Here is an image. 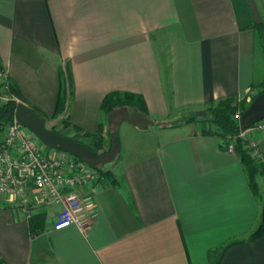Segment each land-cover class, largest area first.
Instances as JSON below:
<instances>
[{"label":"crops","instance_id":"1","mask_svg":"<svg viewBox=\"0 0 264 264\" xmlns=\"http://www.w3.org/2000/svg\"><path fill=\"white\" fill-rule=\"evenodd\" d=\"M255 3L264 20V0ZM253 24L247 0H0V67L48 126L106 150L112 123L101 103L114 90L140 94L152 120L120 123L109 174L80 188L96 209L83 231L53 227L61 205L35 204L45 224L30 236L22 210L0 195V264H210V250L246 238L264 202V130L240 135L257 167L254 195L226 135L184 120L261 88ZM66 65L71 89L51 118ZM218 264H264V234L230 245Z\"/></svg>","mask_w":264,"mask_h":264},{"label":"built area","instance_id":"2","mask_svg":"<svg viewBox=\"0 0 264 264\" xmlns=\"http://www.w3.org/2000/svg\"><path fill=\"white\" fill-rule=\"evenodd\" d=\"M19 100L9 92L8 76L0 67V101ZM234 118L239 120L237 111ZM253 126L264 130V118ZM239 133V136L242 134ZM226 150L235 151L234 137L226 135ZM42 149L38 137L14 118L0 130V195L5 204L20 209L28 218L35 204H58L54 213L56 229L73 224L79 230L89 227L96 215L94 195L80 188L103 179L102 173L64 150Z\"/></svg>","mask_w":264,"mask_h":264},{"label":"trees","instance_id":"3","mask_svg":"<svg viewBox=\"0 0 264 264\" xmlns=\"http://www.w3.org/2000/svg\"><path fill=\"white\" fill-rule=\"evenodd\" d=\"M254 34H255V46L256 50L261 55L264 61V20L259 23L253 24ZM72 81L69 72V68L66 65V77L62 74L60 79V85L58 90V95L56 98L54 110L51 114V118L57 117L64 109L67 91L71 89ZM9 92L15 96L18 100L24 101V97L20 92L17 85L8 79ZM264 91V82L261 88L254 93L253 96L259 92ZM245 99H237L233 96L220 97L214 101L209 102L204 108L198 110L194 115L185 119L184 121L202 120L209 121L214 126H216L222 135H229L234 137L235 150L239 155L240 162L243 165L248 184L254 195H258L259 185L256 180L257 167L256 163L245 146V141L239 136L241 132L239 121L234 118V114L238 111L241 113L249 101ZM16 101L13 99L0 102V130L2 127L10 122L13 118V111L16 105ZM102 111L105 117L112 123V127L109 132L112 134L114 140L119 144L118 129L119 125L123 120H128L138 127H148L152 120L147 116L146 104L143 97L134 92L130 91H119L114 90L107 93L101 103ZM126 108H131L135 110L136 113H128ZM53 129H55L52 126ZM100 130V128H99ZM58 131V130H57ZM59 132V131H58ZM87 137L99 138V134H86ZM108 144L110 146L111 137L108 138ZM87 144V143H85ZM109 148V147H108ZM108 148L106 150H108ZM106 150L97 151L98 153H103ZM102 175H108L109 170L98 169ZM45 224V214L35 213L28 218L29 234L30 236H35L41 231H43ZM264 234V202L261 205L260 215L258 224L256 227L243 239H233L224 242L219 247L212 249L208 252L210 258V264H218L221 260L226 249L234 244L244 240H253Z\"/></svg>","mask_w":264,"mask_h":264},{"label":"water","instance_id":"4","mask_svg":"<svg viewBox=\"0 0 264 264\" xmlns=\"http://www.w3.org/2000/svg\"><path fill=\"white\" fill-rule=\"evenodd\" d=\"M254 23L262 18L255 0H247ZM13 118L30 129L47 147L64 150L80 158L89 167L100 169L112 162L118 152V143L112 134L111 144L107 151L98 153L84 142L64 135L47 125L46 118L23 101H18L13 111ZM264 118V91L253 96L245 109L240 113L239 126L245 130Z\"/></svg>","mask_w":264,"mask_h":264},{"label":"rangeland","instance_id":"5","mask_svg":"<svg viewBox=\"0 0 264 264\" xmlns=\"http://www.w3.org/2000/svg\"><path fill=\"white\" fill-rule=\"evenodd\" d=\"M256 71V75L258 76V75H260V73H259V71L258 70H255ZM264 82V81H263ZM246 101H248V100H250V98L249 99H245ZM20 101V100H19ZM1 102V101H0ZM239 121V120H238ZM49 125L52 127H54L55 128V130H58L60 133H62V134H64V135H67V136H69L68 134H70L71 135V133H73V129H69L68 127L66 128V126L65 125H63L62 123H60V122H58V121H56V122H53V123H51V122H49ZM66 129V130H65ZM70 137V136H69ZM81 139L83 140V141H85L87 144L89 143V141L87 142V139H85V137H81ZM42 142V141H41ZM43 143V142H42ZM44 144V143H43ZM44 146H45V144H44ZM44 149V148H43Z\"/></svg>","mask_w":264,"mask_h":264}]
</instances>
